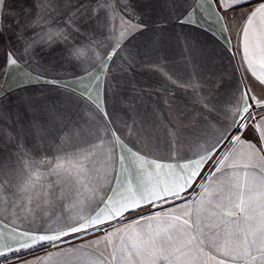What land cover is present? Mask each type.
<instances>
[{
    "label": "snow or ice",
    "instance_id": "obj_1",
    "mask_svg": "<svg viewBox=\"0 0 264 264\" xmlns=\"http://www.w3.org/2000/svg\"><path fill=\"white\" fill-rule=\"evenodd\" d=\"M201 20L227 33L239 73L223 106L212 54L180 35L179 61L160 53L170 24ZM145 33L142 60L129 42ZM57 45L64 60L87 53L85 76L99 69L95 99L37 59ZM0 57V88L15 68L60 93L55 104L18 96L30 128L43 129V114L64 133L49 158L25 146L22 126L0 128V264H264V0H0ZM117 68L163 81L150 103L137 91L143 113L120 96L131 123L106 107L119 95ZM8 99L0 91V120L15 126ZM82 104L84 121L73 114Z\"/></svg>",
    "mask_w": 264,
    "mask_h": 264
},
{
    "label": "crops",
    "instance_id": "obj_2",
    "mask_svg": "<svg viewBox=\"0 0 264 264\" xmlns=\"http://www.w3.org/2000/svg\"><path fill=\"white\" fill-rule=\"evenodd\" d=\"M15 6V4H14ZM197 17L199 19V10H197ZM178 35L185 36L197 48L203 49L206 53L213 56L212 71L223 77V87L218 90V101L223 106L229 99L230 89L236 84L239 79V73L234 71L235 61H231L229 53L225 50L227 44V33H223L222 27L219 25H209L200 21L199 26L184 25L181 27L179 24L173 22L166 29L162 40L160 53L166 58L170 64H175L180 60L182 55V46L178 40ZM153 36L151 33L143 35L137 34L133 37L129 44L134 50L141 53L143 60L144 49L148 46ZM236 43L235 34H233V44ZM57 52L39 53L37 59L42 65L49 68L50 74L61 78L70 88L76 89L78 92L86 91L88 87H92V96L95 99L100 94V84L93 83V77L98 74L99 69L91 74V76L84 75V68L87 66L88 55L87 53L80 58V60H64L59 54L60 45L56 46ZM39 51V50H38ZM3 58L0 57V63ZM54 68L55 71H52ZM115 81L120 84L119 95L116 97L108 96L105 98L107 110L116 119L117 123L128 121L131 123L132 117L135 112L131 108L122 104L120 96L128 99L131 103L136 105L138 111L143 113L144 107L140 105L139 100L136 99L137 91H142L146 102L150 103L155 99V90L162 86V78L152 71L147 69H140L132 74L123 73L119 68L114 70ZM29 79L23 70L15 68L10 69L4 77L3 88L0 91L5 92L9 99L2 101L4 108L12 114V120L18 123L13 126L7 119L0 120V128L7 131L15 132L16 127H23L27 130L28 134L23 140L25 146L29 149L38 147L41 149V154H46L51 158L55 155V146L59 143L57 137L64 133L60 130L59 125L51 124L47 117L40 114L38 117L39 123L43 125V129L30 128V123L33 120V114L27 110L25 105L16 103L18 96L23 95L25 92L29 96H41L42 99L38 100V104L45 102L55 104L60 99V93L55 90H49L51 86L44 84H26ZM25 85L23 90L16 89V85ZM9 89H16L9 91ZM174 101L176 104L188 106L191 108V100L182 90L175 89ZM165 93H160L164 95ZM163 108V105H160ZM151 111V107L148 108ZM89 109L86 104L73 107V114L81 121L88 119ZM67 131V129H65ZM162 134V133H161ZM54 179V178H50ZM78 243V242H77Z\"/></svg>",
    "mask_w": 264,
    "mask_h": 264
}]
</instances>
